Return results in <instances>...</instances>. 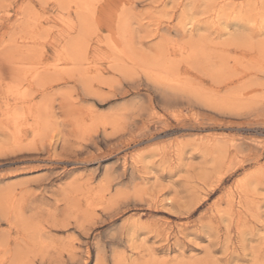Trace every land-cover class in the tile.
<instances>
[{"label":"rangeland","instance_id":"obj_1","mask_svg":"<svg viewBox=\"0 0 264 264\" xmlns=\"http://www.w3.org/2000/svg\"><path fill=\"white\" fill-rule=\"evenodd\" d=\"M0 264H264V0H0Z\"/></svg>","mask_w":264,"mask_h":264},{"label":"bare ground","instance_id":"obj_2","mask_svg":"<svg viewBox=\"0 0 264 264\" xmlns=\"http://www.w3.org/2000/svg\"><path fill=\"white\" fill-rule=\"evenodd\" d=\"M81 1H83V0H81Z\"/></svg>","mask_w":264,"mask_h":264}]
</instances>
